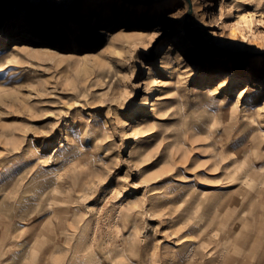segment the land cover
Segmentation results:
<instances>
[{"label":"rangeland","instance_id":"obj_1","mask_svg":"<svg viewBox=\"0 0 264 264\" xmlns=\"http://www.w3.org/2000/svg\"><path fill=\"white\" fill-rule=\"evenodd\" d=\"M4 22L0 264H264V0H0ZM117 23L161 36L106 53Z\"/></svg>","mask_w":264,"mask_h":264},{"label":"bare ground","instance_id":"obj_2","mask_svg":"<svg viewBox=\"0 0 264 264\" xmlns=\"http://www.w3.org/2000/svg\"><path fill=\"white\" fill-rule=\"evenodd\" d=\"M27 15L28 14L21 12L18 16L20 18H25V19L32 18ZM83 22L84 21H81V19H75V18L67 20V21L60 20L54 23V25L52 24L50 28L53 30L56 29L55 31L59 30V32L67 31V33L69 32V34L73 36L80 31V28L82 27V25H84ZM8 25H9V22L0 23V27L1 26L6 27ZM115 26H118V27H115ZM113 27H114V30L111 32H108L109 36L107 37L109 38H108L107 46L104 49L106 53H113L116 51V49H120V48H121L120 50H122L123 47L131 45L133 43H143L144 44L154 39L155 37L161 36V30L155 26L152 27V29H148L142 26H134V27L133 26H123V25H118L117 23ZM95 35H97V33H95ZM188 38L190 39L191 42L195 43L196 46H199L198 48L200 47L202 48L200 44V40L196 38V36L188 35ZM177 59L179 63L185 62V59L181 54H178ZM252 59H255V62L259 63L261 60L264 59V57L262 54H259V55H256L255 58H252ZM144 68L147 69L149 67H147V64H146L144 65ZM244 92L245 90H243V92H241L240 95L242 96ZM147 104H148V101H147ZM101 147H103V144H101ZM234 233L235 231L233 232V234Z\"/></svg>","mask_w":264,"mask_h":264}]
</instances>
